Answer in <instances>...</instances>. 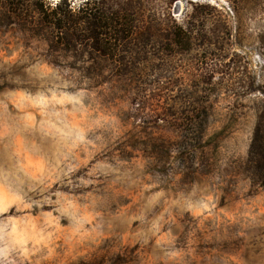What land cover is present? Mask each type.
I'll list each match as a JSON object with an SVG mask.
<instances>
[{"label": "rangeland", "instance_id": "374dc122", "mask_svg": "<svg viewBox=\"0 0 264 264\" xmlns=\"http://www.w3.org/2000/svg\"><path fill=\"white\" fill-rule=\"evenodd\" d=\"M259 124L264 0H0V264H264Z\"/></svg>", "mask_w": 264, "mask_h": 264}, {"label": "trees", "instance_id": "16d2710c", "mask_svg": "<svg viewBox=\"0 0 264 264\" xmlns=\"http://www.w3.org/2000/svg\"><path fill=\"white\" fill-rule=\"evenodd\" d=\"M62 11V6L59 4L56 6L55 12ZM66 17V16H65ZM96 15H91L88 17L79 18L78 22L73 23L72 29L77 31L81 30L77 26L80 22L88 21V28L85 30L90 32V38L94 41V45L102 43L101 39L104 36L102 26L100 23H96ZM245 173L248 179L253 185H256L264 190V127L256 125L253 136L250 142L248 156L244 165Z\"/></svg>", "mask_w": 264, "mask_h": 264}, {"label": "bare ground", "instance_id": "6f19581e", "mask_svg": "<svg viewBox=\"0 0 264 264\" xmlns=\"http://www.w3.org/2000/svg\"><path fill=\"white\" fill-rule=\"evenodd\" d=\"M181 4H182V3L180 2V3H178L177 5H178V6H181Z\"/></svg>", "mask_w": 264, "mask_h": 264}]
</instances>
